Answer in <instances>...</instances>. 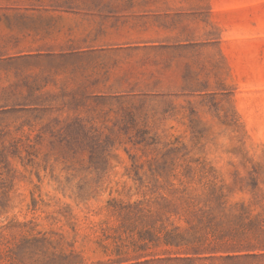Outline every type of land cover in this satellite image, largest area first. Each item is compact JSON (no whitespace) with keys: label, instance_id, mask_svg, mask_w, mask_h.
Listing matches in <instances>:
<instances>
[{"label":"rangeland","instance_id":"obj_1","mask_svg":"<svg viewBox=\"0 0 264 264\" xmlns=\"http://www.w3.org/2000/svg\"><path fill=\"white\" fill-rule=\"evenodd\" d=\"M0 264H264V0H0Z\"/></svg>","mask_w":264,"mask_h":264},{"label":"trees","instance_id":"obj_2","mask_svg":"<svg viewBox=\"0 0 264 264\" xmlns=\"http://www.w3.org/2000/svg\"><path fill=\"white\" fill-rule=\"evenodd\" d=\"M207 241V239H203V241H197V243H203V242H206ZM211 250H215V248H213V249H211Z\"/></svg>","mask_w":264,"mask_h":264}]
</instances>
